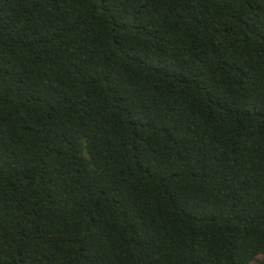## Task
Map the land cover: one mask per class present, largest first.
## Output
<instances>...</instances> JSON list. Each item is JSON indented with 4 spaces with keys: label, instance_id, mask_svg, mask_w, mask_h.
Returning a JSON list of instances; mask_svg holds the SVG:
<instances>
[{
    "label": "trees",
    "instance_id": "1",
    "mask_svg": "<svg viewBox=\"0 0 264 264\" xmlns=\"http://www.w3.org/2000/svg\"><path fill=\"white\" fill-rule=\"evenodd\" d=\"M0 264H264V0H0Z\"/></svg>",
    "mask_w": 264,
    "mask_h": 264
}]
</instances>
